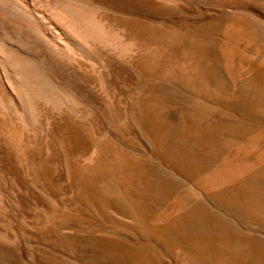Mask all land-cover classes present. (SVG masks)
<instances>
[{
	"label": "rangeland",
	"instance_id": "374dc122",
	"mask_svg": "<svg viewBox=\"0 0 264 264\" xmlns=\"http://www.w3.org/2000/svg\"><path fill=\"white\" fill-rule=\"evenodd\" d=\"M94 1L106 9L98 18L132 49L118 55L92 45L102 63L93 72L86 62L81 70L46 59L48 71L81 101L70 109L38 102L33 134H24L20 148L0 135V243L20 241L6 193L13 179L34 173L35 148L45 150L53 138L48 128L64 116L88 119L96 94L126 122L112 90L134 89L122 85L125 75L138 80L116 63L138 59L153 79L138 108L165 110L168 117L162 125L136 120L151 154L139 161L121 154L120 165L99 159L91 184L101 188L80 195L101 223L112 227V215L146 242L141 251L123 240V257L112 264H264V0ZM192 105L197 109L190 114ZM91 153L92 146L75 144L83 160ZM139 201L153 211L176 201L181 215L172 225L150 228ZM64 245L39 248L35 259L78 264V248Z\"/></svg>",
	"mask_w": 264,
	"mask_h": 264
},
{
	"label": "water",
	"instance_id": "95a60500",
	"mask_svg": "<svg viewBox=\"0 0 264 264\" xmlns=\"http://www.w3.org/2000/svg\"><path fill=\"white\" fill-rule=\"evenodd\" d=\"M116 67L124 72L131 71L138 80L136 82L125 75L122 85L133 86L134 89L130 92L112 90L120 98L118 102L122 103L120 108L127 121H118L116 114L96 94L94 101L88 103V119L77 121L64 116L48 128L53 138L45 150L35 148L33 162L30 161L34 173L31 176L23 173L16 180L13 179L6 193L8 207L18 219L15 224L21 238L16 247L0 243L2 262L40 264L35 259L36 250L46 246L61 248L64 244L78 248V264H112L113 260L123 257V240L133 242L141 251L147 249L146 242L138 238L139 233L126 231L131 228L128 223L126 226L129 229H126L123 220L111 215L113 226L105 225L80 200L82 192L101 188L97 182L91 184L99 159L120 165L121 154L138 161L151 154L152 149L134 126L136 120L150 117L155 124L162 125L169 114L165 110L151 113L138 108L153 82L146 66L134 59L118 62ZM192 106L189 108L190 114L197 109ZM102 131H105V135L101 134ZM132 139L138 143L131 145ZM79 141L92 146L88 160L75 154V144ZM105 197L110 202L116 199L114 196ZM149 206L140 201L136 204L149 218L150 228L172 225L181 215V207L177 206L176 201L165 204L157 211ZM86 258L89 263L84 261Z\"/></svg>",
	"mask_w": 264,
	"mask_h": 264
},
{
	"label": "bare ground",
	"instance_id": "6f19581e",
	"mask_svg": "<svg viewBox=\"0 0 264 264\" xmlns=\"http://www.w3.org/2000/svg\"><path fill=\"white\" fill-rule=\"evenodd\" d=\"M101 9L94 0H0V135L9 144L20 148L34 131L38 102L70 109L81 101L48 71L47 58L81 70L86 62L93 72L102 63L92 45L130 52L131 42L98 18Z\"/></svg>",
	"mask_w": 264,
	"mask_h": 264
}]
</instances>
